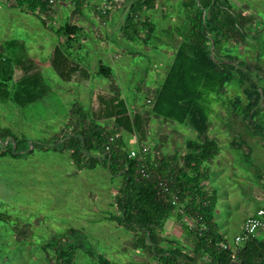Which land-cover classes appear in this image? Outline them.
I'll use <instances>...</instances> for the list:
<instances>
[{
  "label": "rangeland",
  "instance_id": "obj_1",
  "mask_svg": "<svg viewBox=\"0 0 264 264\" xmlns=\"http://www.w3.org/2000/svg\"><path fill=\"white\" fill-rule=\"evenodd\" d=\"M133 1L86 0L78 8L73 0H54L45 11L30 14L17 7V0H0V55L21 58L32 64L33 72L43 78L48 89L42 100L24 108L0 98V128L9 129L17 138L37 145L35 149L31 147L32 153L0 159V264H65L59 263L55 248L45 249L52 239L65 233L69 234L62 240L66 249L76 246L74 264H99V256L112 264L153 262L149 250L138 249L134 232L110 220L111 215H120L119 190L123 178L112 177L104 166L94 170L78 168L68 150L41 149L45 143L60 142L69 132L89 124L76 110L83 108L85 113L91 112L93 92L98 89L95 86L85 92L76 88L72 90L50 67V54L61 41L56 30L65 23L79 24L81 30L77 40L89 53L90 49L98 54L101 50L98 47L110 45V40L116 45L122 43V27ZM231 1L247 36L244 42L238 38L239 45L227 51L234 57L247 60L253 68L259 67V72L255 73L262 78L259 87L264 89V0ZM180 4L181 0H156L158 10L152 14L158 18L159 28L169 31L177 26L183 15L179 13ZM104 7L110 15L102 20L97 11ZM111 24H114L117 37L109 33ZM256 41L263 47L260 53L252 46ZM257 55H262L261 60H256ZM141 58L145 66L140 62V67L145 68L147 58ZM142 73L140 69L130 72L132 83H125L122 90L125 98H133V86L137 87L141 82ZM21 75L16 70L15 80ZM234 75L238 77L236 72ZM255 78L254 82H257ZM101 80L110 83L105 78ZM140 95L144 99L145 94ZM224 96L225 100L216 107V124L222 128L224 124L231 132L233 148H242L238 154L241 161L233 155L232 164L223 163V166L211 169L208 174L210 182H204V187L216 192L214 220L219 230L234 242L243 221L264 207V99L262 110L255 114L256 126L261 127L258 131L250 121L244 120L242 113L233 109L237 96L245 99L237 78L227 86ZM148 103L146 100L145 104ZM176 132L168 127L165 136L160 137V145L153 146L148 142L149 147L152 145L149 153L154 152L156 158H162L161 151L169 149L168 139L174 140ZM188 132L191 133L186 136L187 140L195 137L193 131ZM182 148L186 151V144ZM245 151L250 152L249 157ZM167 221L162 236H159L160 246L166 250L170 247L167 240H171L167 232L174 231ZM69 230H75L80 238L72 237ZM257 237L263 239L264 232L258 233ZM86 249H90L93 255H89ZM196 260L197 264H204L206 258L197 257Z\"/></svg>",
  "mask_w": 264,
  "mask_h": 264
},
{
  "label": "trees",
  "instance_id": "obj_2",
  "mask_svg": "<svg viewBox=\"0 0 264 264\" xmlns=\"http://www.w3.org/2000/svg\"><path fill=\"white\" fill-rule=\"evenodd\" d=\"M73 1L81 8V3L86 0ZM16 3L20 10L30 14L45 11L50 5L49 0H17ZM155 3L156 0H134L130 4L122 27V35L127 41L134 42L137 38L147 45L153 40L157 27L144 15L155 8ZM179 13L183 14L181 21L173 30L166 31V39L171 50H174L173 63L151 103L147 104V114H130L124 101L101 95L97 114L93 110L85 113L83 108L76 110L80 118L89 124L78 131L69 132L60 142L45 143L41 149L68 150L78 168L94 170L104 166L112 177L123 178L119 190L120 215H111L110 220L135 233L138 249L149 250L152 255L153 262L147 264H197V257L207 258L204 264H264V238H249L241 242L235 252L224 251L217 246L230 240L219 233L214 222L216 197L209 195L202 186L206 179L204 164L219 154L218 145L207 136L210 116L215 112L211 104L213 101H224L225 89L237 78L245 99L237 96L233 109L236 113H242L244 120L250 121L260 131L261 127L256 126L255 122V114L264 107L261 106L264 89L259 87L262 78L255 73L260 69L257 66L253 68L247 60L234 57L227 51L239 45L238 38L244 42L247 36L243 32L242 19L236 14L231 0H181ZM97 14L105 20L110 11L103 14L99 10ZM80 30L78 25L69 23L56 30L61 41L52 53L51 67L64 82H70L79 71L70 60L72 56L66 52L73 50L77 44ZM252 46L259 53L263 49L257 41ZM261 57L257 55L256 60H261ZM107 69L101 65L98 76L108 79L111 71ZM16 70L22 74L19 80H15ZM33 71L32 64L26 60L6 58L1 54L0 98L22 108L42 100L48 89L43 78ZM255 77L257 82H254ZM149 117L188 127L197 135L196 140L187 143L184 167L179 171V178L173 182L170 179L173 190L180 197L182 209L160 202L154 185L138 178L136 172L139 162L129 158V152L120 144V139L114 151L103 158L109 137L118 134L122 128L138 135L139 142L147 141L151 122ZM111 118H115L116 129L107 132L99 122ZM0 139V159L10 156L18 158L24 153H32L34 150L30 151L31 147L35 149L37 146L17 138L9 129L0 128ZM147 162L150 163L148 157ZM161 174L168 178L162 171ZM175 213L183 222V231L194 242L193 256L185 254L175 240H167L170 245L167 250L160 246L159 236H162L163 225ZM184 218L193 224L198 221L197 228L186 225ZM201 225L206 226L207 230H201ZM69 232L72 237L80 238L75 230ZM68 236L65 233L52 239L45 249L55 248L59 263L74 264L76 246L66 249V244L62 243ZM85 251L92 254L90 249ZM97 260L99 264H112L103 256L97 257Z\"/></svg>",
  "mask_w": 264,
  "mask_h": 264
},
{
  "label": "crops",
  "instance_id": "obj_3",
  "mask_svg": "<svg viewBox=\"0 0 264 264\" xmlns=\"http://www.w3.org/2000/svg\"><path fill=\"white\" fill-rule=\"evenodd\" d=\"M155 10H158V8H155L145 13L146 15L145 17H147L150 20V22L152 24L154 23L157 27L156 34L153 36V40L147 45L143 44L137 38L135 39L134 42H129L122 35L123 39L120 40L122 43L116 45L115 43H113L114 41L110 40L108 42L110 45L108 46L102 45L103 46L102 48L98 47V49H101L98 52V54L90 49H89L90 51L89 53L86 50L85 45L84 46L81 45L79 41H77V44L74 46L73 50L66 52L67 55L72 56L70 60L73 64H75L76 67H78L79 71L73 75L72 80L70 82H64L61 79L60 80L65 86L67 87L69 86L72 90L76 88L78 91L81 92H85L86 90H88V88L95 89L96 86V88L98 89L94 90L95 93L93 92L94 114H97L99 112L98 98H100L101 95L102 96L106 95L108 97H112L124 101L129 109L130 114L148 113L149 107L147 104H145V101L147 100L149 102L153 99L156 91L163 83L166 74L168 72V69L173 63V59H174V50H171L168 40L166 39L167 38L166 33H164L167 30L159 28V25L157 24L158 18L156 19L155 16L156 14L155 15L152 14V11ZM147 14L149 15V17L147 16ZM150 14L152 15V17ZM153 16H155V18ZM179 21H181V19H179ZM75 25H79V24L75 23ZM91 26L92 27L94 26L93 21L91 22ZM109 27L112 28L111 32H109L111 33V36L117 37L118 35L116 34L117 31L115 32L114 24L109 25ZM139 42H141V44H139ZM56 46L57 44L55 45V47ZM112 49H115L114 50L116 51L114 52L115 54L113 53ZM91 56L97 58L93 59ZM143 56L146 57L148 61L147 66L145 68L140 67L141 63L143 67L145 66V63L141 61L142 60L141 57ZM50 57L51 60L49 62V65L51 67L52 54H50ZM101 65L107 67L108 68L107 70L111 71V76L107 79L108 81L110 80L109 84L104 83L101 80V78L103 77L98 76V70ZM135 69L142 70L143 79L137 85V87L133 86L132 89L134 90V94H132L133 98L128 99L122 95L123 94L122 90L125 83L126 84L132 83L131 82L132 80L130 79L129 76H130V72L134 71ZM141 93L145 94L144 99H142L140 95ZM218 104H219L218 101H213V103L211 104V108H213L215 112L212 116H210L209 130L207 136L210 140L214 141L218 145L219 154L204 164L203 173L206 174V179L203 181L202 184L204 190L209 195L215 196L216 198H217L216 192L212 188L209 190L208 188L204 187V182L207 183L210 182L208 174L212 172L211 169L213 170L214 167L223 166V163H225V165L226 163L232 164L231 158L233 155H235L236 158L239 161H241V159H239L238 157V154H241V149H242L240 147L233 148L234 143L230 138L231 132L227 130L228 128L225 129L224 124H223L224 128L217 126L216 124L217 121L215 120L217 117H215L214 115L216 114V107ZM212 119H214L213 124H211ZM114 121L115 118H111V119L101 120L99 123L103 126V128L106 129L107 132H111L113 129L114 130L116 129L114 125L115 123ZM168 127L174 128L177 131L174 140L168 139L169 149L166 148L165 150L163 149L161 151L162 158L160 156H157L156 158L154 156V152H152L153 155L149 153L147 157L149 158L150 164L155 162L159 163L160 164L159 169L162 171L163 174H167L166 176L169 179H171V181L173 182L175 178L177 177L179 178L180 176L179 171L184 167V156L187 150L183 151L182 147L184 144H186L187 146V143L190 141L186 139V136L190 135L191 132L188 131H190L191 129L169 121L152 117L148 128L147 141L139 142L138 135H136L135 133L134 134L128 133L123 128L118 131V134L120 135V140H121L120 144H123L126 147V151L129 152L128 150L140 149V147H142L143 145L148 146V142L149 143L152 142L153 146L160 145L159 140L162 139L160 137L165 136ZM192 133H194L195 137L190 139L196 140L197 139L196 133L194 131ZM150 147L148 146V148ZM245 152H246V156L249 157L250 152L247 151ZM262 182L264 185V181ZM183 221L186 222V225L190 224V222L187 221L185 218ZM167 223L172 225L174 229L173 232H167V234L170 235L169 238L171 240H175L177 242V246L178 247L180 246L183 252L188 256H190L194 249V242L186 234V232L183 231L182 229L183 222L178 219L177 214L175 213L171 218L168 219ZM218 231L221 235L226 237V235H224L219 230V228ZM206 260L208 259L206 258Z\"/></svg>",
  "mask_w": 264,
  "mask_h": 264
},
{
  "label": "built area",
  "instance_id": "obj_4",
  "mask_svg": "<svg viewBox=\"0 0 264 264\" xmlns=\"http://www.w3.org/2000/svg\"><path fill=\"white\" fill-rule=\"evenodd\" d=\"M118 1V0H114ZM53 3L54 0H49ZM107 7L102 9L103 14H107ZM151 103V101H149ZM120 139L119 134H115L109 137L108 144L105 148L103 158L114 151L117 141ZM149 155V148L147 145H143L140 149H133L129 152V158L132 160H137L139 166H137V176L141 181H148L154 185L157 198L160 202L164 204L175 206L178 209H182V204L180 203V197L172 188L170 179L164 177L159 169V163L148 164L147 156ZM198 221H196V224ZM193 229H196V224L191 223ZM201 230L206 231L207 227L204 225L200 226ZM264 232V208L259 209L256 213L248 217L241 227V232L236 236L234 242H226L217 245L221 250L233 251L235 252L237 246L244 242L245 240L257 236V234ZM235 259V255L232 256Z\"/></svg>",
  "mask_w": 264,
  "mask_h": 264
}]
</instances>
